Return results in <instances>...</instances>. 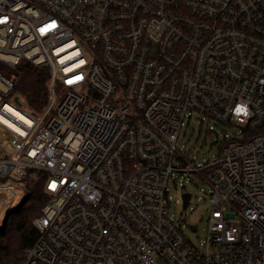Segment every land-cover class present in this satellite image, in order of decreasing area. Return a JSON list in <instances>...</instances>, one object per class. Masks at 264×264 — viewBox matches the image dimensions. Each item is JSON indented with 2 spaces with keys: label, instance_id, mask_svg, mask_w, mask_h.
Returning <instances> with one entry per match:
<instances>
[{
  "label": "built area",
  "instance_id": "built-area-1",
  "mask_svg": "<svg viewBox=\"0 0 264 264\" xmlns=\"http://www.w3.org/2000/svg\"><path fill=\"white\" fill-rule=\"evenodd\" d=\"M22 60L49 65L41 112L4 72ZM193 113L241 133L196 160ZM30 170L51 199L23 264H264V0H0V196ZM190 173L203 247L169 215Z\"/></svg>",
  "mask_w": 264,
  "mask_h": 264
},
{
  "label": "rangeland",
  "instance_id": "rangeland-1",
  "mask_svg": "<svg viewBox=\"0 0 264 264\" xmlns=\"http://www.w3.org/2000/svg\"><path fill=\"white\" fill-rule=\"evenodd\" d=\"M241 133V128L230 123L202 121L197 113L188 115L182 127L178 146L191 153V157L200 159H212L219 154L225 138L234 137ZM169 198L170 217L178 224L187 237L197 246L203 247L208 236L209 218L212 206L208 200L211 187L208 182L197 173L189 175L179 174L177 179H172ZM189 192L192 197L187 208H184L183 193ZM22 200L7 214L17 208L24 200L25 191H19ZM5 198L0 196V201ZM6 214V216H7ZM6 218V217H5ZM0 221V228L3 226ZM160 264H166L159 260Z\"/></svg>",
  "mask_w": 264,
  "mask_h": 264
},
{
  "label": "trees",
  "instance_id": "trees-1",
  "mask_svg": "<svg viewBox=\"0 0 264 264\" xmlns=\"http://www.w3.org/2000/svg\"><path fill=\"white\" fill-rule=\"evenodd\" d=\"M15 81V90L26 99L27 104L41 112L48 100L49 72L42 65L22 60L16 68L4 71ZM47 174L43 171L30 170L19 183L25 191L24 200L10 211L0 228V264H23L25 250L39 238V230L33 219L40 215L42 206L51 199L45 189Z\"/></svg>",
  "mask_w": 264,
  "mask_h": 264
},
{
  "label": "bare ground",
  "instance_id": "bare-ground-1",
  "mask_svg": "<svg viewBox=\"0 0 264 264\" xmlns=\"http://www.w3.org/2000/svg\"><path fill=\"white\" fill-rule=\"evenodd\" d=\"M20 197H21L20 194L17 192L13 200L5 199L4 201H0V221L1 222H3V219H5L7 210L12 209L14 206H16Z\"/></svg>",
  "mask_w": 264,
  "mask_h": 264
},
{
  "label": "water",
  "instance_id": "water-1",
  "mask_svg": "<svg viewBox=\"0 0 264 264\" xmlns=\"http://www.w3.org/2000/svg\"><path fill=\"white\" fill-rule=\"evenodd\" d=\"M43 67H44L46 70H49V65L44 64ZM182 197H183V202H184V208H187L188 203H189V200H190V198H191V193H189V192H185V193H183Z\"/></svg>",
  "mask_w": 264,
  "mask_h": 264
},
{
  "label": "snow or ice",
  "instance_id": "snow-or-ice-1",
  "mask_svg": "<svg viewBox=\"0 0 264 264\" xmlns=\"http://www.w3.org/2000/svg\"><path fill=\"white\" fill-rule=\"evenodd\" d=\"M238 111H244V109L241 108V109H238ZM52 187H54V185H52Z\"/></svg>",
  "mask_w": 264,
  "mask_h": 264
}]
</instances>
